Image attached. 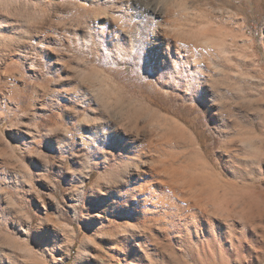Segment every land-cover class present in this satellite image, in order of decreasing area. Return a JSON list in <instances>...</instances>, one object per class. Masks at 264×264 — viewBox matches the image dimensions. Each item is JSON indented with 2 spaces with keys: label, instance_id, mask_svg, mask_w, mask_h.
<instances>
[{
  "label": "rangeland",
  "instance_id": "obj_1",
  "mask_svg": "<svg viewBox=\"0 0 264 264\" xmlns=\"http://www.w3.org/2000/svg\"><path fill=\"white\" fill-rule=\"evenodd\" d=\"M85 1L0 0V264H264V0Z\"/></svg>",
  "mask_w": 264,
  "mask_h": 264
},
{
  "label": "bare ground",
  "instance_id": "obj_2",
  "mask_svg": "<svg viewBox=\"0 0 264 264\" xmlns=\"http://www.w3.org/2000/svg\"><path fill=\"white\" fill-rule=\"evenodd\" d=\"M42 1V0H41ZM84 2H86L85 0H83ZM21 2V1H20ZM55 2V1H54ZM51 4V3H50ZM21 7V6H20ZM82 7V6H81ZM53 8V7H52ZM28 11V10H27ZM20 12V11H19ZM25 12V11H24ZM99 12V11H98ZM20 14V13H19ZM27 14V13H26ZM108 15V14H107ZM101 16V15H100ZM18 17V16H17ZM29 17V16H28ZM33 18V17H32ZM32 28V27H31ZM29 29V28H28ZM26 33V32H25ZM33 33V32H32ZM29 34V32H28ZM157 34V33H156ZM26 35V34H25ZM31 35V34H30ZM159 35V34H157ZM201 38V37H200ZM210 38V37H209ZM209 38H202V39H197V41L202 44V45H209V43L213 42L209 39ZM10 40V39H9ZM11 42V41H10ZM215 42V41H214ZM9 43V42H8ZM17 43V42H16ZM25 43V42H24ZM23 43V44H24ZM162 44V37L157 36L153 41H152V49L149 51V54L152 55L154 57V59L158 62H160L162 59H165L167 57L168 54L165 53V48L164 46H161ZM200 45V44H199ZM167 59V58H166ZM178 60H181L182 58L180 57V55L177 56ZM166 63V61L164 62ZM169 174V173H168ZM175 175V174H174ZM182 178V177H181ZM176 183V182H175ZM187 187V186H186ZM186 189V188H185ZM183 190V189H182ZM191 194V193H190ZM189 197V196H188ZM201 202V201H200Z\"/></svg>",
  "mask_w": 264,
  "mask_h": 264
},
{
  "label": "snow or ice",
  "instance_id": "obj_3",
  "mask_svg": "<svg viewBox=\"0 0 264 264\" xmlns=\"http://www.w3.org/2000/svg\"><path fill=\"white\" fill-rule=\"evenodd\" d=\"M177 2L186 3L187 0H177ZM167 3H168V0H161V7H165ZM216 71H219V69H216ZM3 198H4V193L0 191V201H2ZM20 214L23 215V213H20ZM6 246H9V245H6Z\"/></svg>",
  "mask_w": 264,
  "mask_h": 264
}]
</instances>
